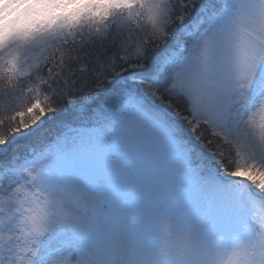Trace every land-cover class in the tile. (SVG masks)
Returning a JSON list of instances; mask_svg holds the SVG:
<instances>
[{
  "label": "snow or ice",
  "instance_id": "obj_1",
  "mask_svg": "<svg viewBox=\"0 0 264 264\" xmlns=\"http://www.w3.org/2000/svg\"><path fill=\"white\" fill-rule=\"evenodd\" d=\"M0 3V264H264V0Z\"/></svg>",
  "mask_w": 264,
  "mask_h": 264
},
{
  "label": "clouds",
  "instance_id": "obj_2",
  "mask_svg": "<svg viewBox=\"0 0 264 264\" xmlns=\"http://www.w3.org/2000/svg\"><path fill=\"white\" fill-rule=\"evenodd\" d=\"M19 16L18 6L16 4L0 3V20L4 17H8L9 20H15ZM183 233L173 229L171 232L165 231L164 237L161 240V250L167 252L177 246V242L182 240ZM186 245H181L183 249ZM254 253L250 251V257H254ZM173 264H197V259L194 250L183 252L180 255L174 257ZM215 264H235L231 250L223 252V254L217 258ZM252 264H260L258 258L252 259Z\"/></svg>",
  "mask_w": 264,
  "mask_h": 264
},
{
  "label": "trees",
  "instance_id": "obj_3",
  "mask_svg": "<svg viewBox=\"0 0 264 264\" xmlns=\"http://www.w3.org/2000/svg\"><path fill=\"white\" fill-rule=\"evenodd\" d=\"M47 132L45 133L46 137H49L50 135L60 134L61 129L57 127L54 123H51L49 126H47Z\"/></svg>",
  "mask_w": 264,
  "mask_h": 264
},
{
  "label": "rangeland",
  "instance_id": "obj_4",
  "mask_svg": "<svg viewBox=\"0 0 264 264\" xmlns=\"http://www.w3.org/2000/svg\"><path fill=\"white\" fill-rule=\"evenodd\" d=\"M57 135H59V134L50 135L49 137H47V139H48V140H53ZM225 150H227V149H226V146H225ZM21 151H22V152H26V151H27V148H23V147H22V148H21ZM204 154L207 156V152H205ZM233 155H234V153H233ZM209 159H210V157H209ZM213 164H214V161H213ZM217 167H218V166H217ZM253 191H255V189H253Z\"/></svg>",
  "mask_w": 264,
  "mask_h": 264
},
{
  "label": "water",
  "instance_id": "obj_5",
  "mask_svg": "<svg viewBox=\"0 0 264 264\" xmlns=\"http://www.w3.org/2000/svg\"><path fill=\"white\" fill-rule=\"evenodd\" d=\"M52 122H48L44 125V127L46 128L48 125H50Z\"/></svg>",
  "mask_w": 264,
  "mask_h": 264
}]
</instances>
